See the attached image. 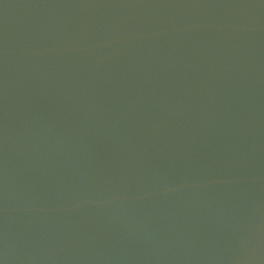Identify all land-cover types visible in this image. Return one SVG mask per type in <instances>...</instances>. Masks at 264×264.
I'll return each mask as SVG.
<instances>
[{
  "label": "water",
  "instance_id": "water-1",
  "mask_svg": "<svg viewBox=\"0 0 264 264\" xmlns=\"http://www.w3.org/2000/svg\"><path fill=\"white\" fill-rule=\"evenodd\" d=\"M0 264H264V0H0Z\"/></svg>",
  "mask_w": 264,
  "mask_h": 264
}]
</instances>
